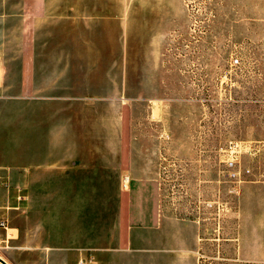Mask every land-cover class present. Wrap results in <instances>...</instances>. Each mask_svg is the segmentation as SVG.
Wrapping results in <instances>:
<instances>
[{"label": "rangeland", "instance_id": "obj_1", "mask_svg": "<svg viewBox=\"0 0 264 264\" xmlns=\"http://www.w3.org/2000/svg\"><path fill=\"white\" fill-rule=\"evenodd\" d=\"M62 3L65 20L51 28L52 52L68 59L52 68L68 70L71 96L110 103L100 109V148L117 155L107 158L116 162L119 190H130L120 186V176L130 172L120 167V149L132 151L139 172L146 159L140 155L148 154L156 200L183 228L197 230V246L182 264H264L240 260L233 240L239 185L264 165V0ZM52 117L47 133L44 118L35 122L38 142L30 148L44 149L45 139L60 136L63 116ZM60 193L53 190V202ZM12 210L5 216L7 246L0 243L9 264H53L51 252L67 255L61 264H75L81 250L94 248L64 245L58 219L31 224L27 209ZM79 223L80 233H93L92 221ZM45 227L54 233L51 243Z\"/></svg>", "mask_w": 264, "mask_h": 264}, {"label": "crops", "instance_id": "obj_2", "mask_svg": "<svg viewBox=\"0 0 264 264\" xmlns=\"http://www.w3.org/2000/svg\"><path fill=\"white\" fill-rule=\"evenodd\" d=\"M63 9L62 0H0V217L12 208V215L27 209L31 224L58 219L64 245H94L78 255L92 253L94 264H182L185 253L197 246V230L183 228L180 217L156 200L157 172L148 154L140 155L146 159L139 172L132 151L120 149V167L130 170V190L120 191L116 162L107 158L117 155L100 148V109L110 103L71 96L68 70L52 68L53 61L68 59L52 52L51 28L65 20ZM55 113L63 116L60 136L45 139L44 149L30 148L38 142L35 122L44 118L47 133ZM22 189L28 190L25 198ZM58 189L55 203L53 190ZM236 202V255L264 262V165L244 175ZM85 220L93 222V233L78 231ZM42 232L51 243L53 231L45 227ZM55 253L53 264L68 258Z\"/></svg>", "mask_w": 264, "mask_h": 264}, {"label": "built area", "instance_id": "obj_3", "mask_svg": "<svg viewBox=\"0 0 264 264\" xmlns=\"http://www.w3.org/2000/svg\"><path fill=\"white\" fill-rule=\"evenodd\" d=\"M230 156H232V153H230ZM235 160H230L229 161V166H232L234 164ZM130 177L129 174L125 173L122 176L121 182H122V187L125 189L129 183ZM6 186V184H4ZM0 228L4 229L6 232L5 239L0 238V243H5L4 246H7L8 243V221L4 217H0ZM95 263V258L92 253H88L86 255H81L78 257L76 260L75 264H94Z\"/></svg>", "mask_w": 264, "mask_h": 264}, {"label": "water", "instance_id": "obj_4", "mask_svg": "<svg viewBox=\"0 0 264 264\" xmlns=\"http://www.w3.org/2000/svg\"><path fill=\"white\" fill-rule=\"evenodd\" d=\"M0 263L1 264H9L5 259H3L1 256H0Z\"/></svg>", "mask_w": 264, "mask_h": 264}]
</instances>
